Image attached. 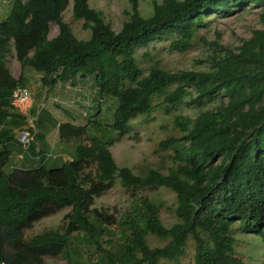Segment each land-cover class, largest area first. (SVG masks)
I'll use <instances>...</instances> for the list:
<instances>
[{
  "label": "trees",
  "instance_id": "16d2710c",
  "mask_svg": "<svg viewBox=\"0 0 264 264\" xmlns=\"http://www.w3.org/2000/svg\"><path fill=\"white\" fill-rule=\"evenodd\" d=\"M132 1L129 19L115 31L90 0H73L74 20L91 33L85 40L64 21L70 0H14L0 22V264H47L48 257L78 264L93 254L92 247L97 264H179L190 240L194 264H246L236 252L237 224L264 245V0L155 1L148 17ZM255 8L262 28L237 47L221 44L218 36L207 69L170 72L156 63L146 73L138 63L137 52L152 42L172 38L170 48L184 53L212 14ZM52 23L59 31L49 38ZM13 53L22 69L42 75L48 87L93 78L101 97L117 101L108 128L60 125L61 138L80 140L75 158L60 167L47 168L45 159L36 168L6 172L11 152L1 145L14 141L15 127L26 125L11 105L14 90L25 87L7 66ZM156 98L170 108L192 103L201 111L176 116L180 135L158 144L159 152L171 151L174 166L167 173L149 168L139 175L119 167L111 147L132 131L133 120L154 113ZM111 130L117 139L102 138ZM117 181L126 190H171L177 221L167 227L148 198L133 201L120 220L96 208ZM64 209L70 211L60 227L24 236ZM115 226L118 241L106 248ZM150 236L168 243L152 248Z\"/></svg>",
  "mask_w": 264,
  "mask_h": 264
},
{
  "label": "rangeland",
  "instance_id": "374dc122",
  "mask_svg": "<svg viewBox=\"0 0 264 264\" xmlns=\"http://www.w3.org/2000/svg\"><path fill=\"white\" fill-rule=\"evenodd\" d=\"M155 1L162 2V0H138L139 10L143 16L148 17L153 13V3ZM90 6L101 11L105 21L111 25L112 29L119 31L123 23L129 19V14L133 7V1L90 0ZM72 7L73 0H70L68 8L64 12V21L71 25L73 32L78 39H88L91 33L89 30L83 28V21L74 20ZM13 8L14 0H0V22L5 21L9 17ZM260 28H262V25L259 18V9L257 8L244 11L237 10L231 15L225 17H219L212 14L210 18L206 19V24L200 29L199 36L194 40L192 47L186 52L180 53L176 50H172L170 48L172 38L157 40L152 42L149 47L141 48L137 52L138 63L146 73L148 72V69L156 63H159L164 70L170 72L181 70H204L208 68L207 58L215 50L212 44L217 40L218 36L220 37L221 44L237 47L241 44L242 39L250 38L252 32ZM58 31V26L55 23H52L49 37L54 38L58 34ZM11 68L15 74L19 73V68L16 65H11ZM114 102L115 103L112 104L113 108L117 106V101L114 100ZM162 102L163 98H156L155 105L157 108L154 113L149 117L140 116L133 120L132 131L127 136L118 140L111 147L113 157L119 167H129L135 174L141 175L149 168L158 169L167 173L168 170L174 166L170 158L171 151L159 152L157 149L158 144L162 140L180 135L179 131L176 130L174 126V119L176 116L182 115L195 117L201 110L192 103L183 104L178 108H170ZM212 106L213 105H208L207 107L210 108ZM52 108L53 107L47 108V110L43 111L41 115V112L38 114L31 112V115L35 117V126L39 125V132H46L50 127L56 125H54ZM39 118L40 121H38ZM107 120L109 121L110 119L107 118ZM95 123L99 125L106 124L105 120H96L94 124ZM105 128H108V126L105 125ZM106 135L108 136L105 137L102 135V138L107 140L118 138V133L113 130L106 131ZM56 152L57 150L55 153ZM67 159V156H62L58 159L49 158L46 160L47 162L49 161V163L46 164V167H60ZM10 171L11 169L8 167L6 172L9 173ZM143 198L150 199L160 208V218L167 227L172 226L177 221L174 211L176 206V195L166 188L145 191L126 190L121 186L120 182L117 181L113 189L97 199L95 207L109 214H113L120 220L133 201ZM69 211L70 209H64L53 216L44 218L42 221L35 224L32 229L27 230L24 233V236L26 238H31L32 236L46 230L60 227L64 215ZM238 228L239 225L237 224L234 227V236L237 239V254L246 264H264V245L260 238L252 233H243ZM112 229L115 235L105 238L106 242H104L103 245L106 248L110 247L108 242H111V244L114 245L118 241L116 239L119 237L117 226ZM148 240L152 248L163 247L168 243V241L160 240L154 236H150ZM91 251L93 254H90L91 252L88 253L89 255L86 253L78 264H97V259H99L98 253L94 251L93 247L91 248ZM92 257L93 261L90 260ZM194 261L195 243L193 240H190L187 245L186 256L180 260L179 264H194ZM46 263L68 264L67 261L61 257H48L46 258ZM161 264L177 263L162 261Z\"/></svg>",
  "mask_w": 264,
  "mask_h": 264
},
{
  "label": "crops",
  "instance_id": "0c3cea01",
  "mask_svg": "<svg viewBox=\"0 0 264 264\" xmlns=\"http://www.w3.org/2000/svg\"><path fill=\"white\" fill-rule=\"evenodd\" d=\"M11 65H16L19 68L18 74L14 73L11 68ZM7 66L11 71L13 77L15 79H22L25 83V87H28L30 89L33 98L32 112H35V114L41 112V115L43 111L47 110V108L53 107L52 113L54 115V125H56L50 127L46 132H39V125L36 126L37 138L36 143L34 145V149H30L29 152L24 153L25 158L22 159L20 158V155H22L23 153L20 149V146L16 144V137L18 131L23 128L24 125L15 127L13 130L14 141L9 142V144L2 143L1 145L2 148H6L11 152V160L6 169L8 167L11 169V171L14 169H32L40 166L41 164L49 163V161H46L49 158L58 159L62 156H67L68 159L66 161H72L76 156V146L80 143V141L76 139L65 140L61 138L59 133L60 125L72 124L77 127H84L88 125V129L93 130L95 128L94 122L96 120H105V125H108L112 122L111 118L113 117V113L116 108H113L112 104L115 103V99L103 97V106L99 107L94 111L89 112V118H85L80 111V107H82L83 105L78 103L72 105V102L76 99L77 94L74 90L67 88V80L56 84L52 88L48 87L42 83V75L37 74L29 68L22 69L20 63L16 60L14 54H12L8 58ZM88 80L92 82L93 86H96V83L93 78H88L85 80L83 78L77 77L73 80V83L74 85H76L85 83ZM54 100H58L60 102H67L70 105L60 106L58 104H55ZM107 118H109L110 120L108 121ZM38 121H40V118ZM9 129H12V127H10ZM56 150L58 153H55ZM43 160H45L44 163Z\"/></svg>",
  "mask_w": 264,
  "mask_h": 264
},
{
  "label": "built area",
  "instance_id": "2783aa9c",
  "mask_svg": "<svg viewBox=\"0 0 264 264\" xmlns=\"http://www.w3.org/2000/svg\"><path fill=\"white\" fill-rule=\"evenodd\" d=\"M55 77V76H54ZM67 88L74 90L77 94L73 104H82L80 111L84 117L89 116V112L95 110L102 105L103 100L97 97L98 86H93L90 80L85 83L74 85L72 81L67 83ZM97 98H96V97ZM55 102H58L55 100ZM60 105H70L67 102H58ZM11 105L13 108L26 118V125L18 131L16 141L22 149L20 158H24V153H27L36 141L37 128L35 126V117L31 115L33 109V98L29 88L19 86L12 95ZM5 264V263H2Z\"/></svg>",
  "mask_w": 264,
  "mask_h": 264
},
{
  "label": "clouds",
  "instance_id": "9594fccd",
  "mask_svg": "<svg viewBox=\"0 0 264 264\" xmlns=\"http://www.w3.org/2000/svg\"><path fill=\"white\" fill-rule=\"evenodd\" d=\"M49 38H50V37H49ZM69 81H72V80H68V82H69ZM68 82H67V83H68ZM72 82H73V81H72ZM67 83H66V84H67ZM73 84H74V83H73ZM96 86H97V85H96ZM27 88H28V87H27ZM97 97H98V98H101V99L103 100V103H102V105H100V106H99V107H102V106H103V104H104V98H103V97H101V96L99 95V90H98V93H97ZM56 101H58V100H56ZM58 102H60V101H58ZM58 102H55V100H54V103H55V104H58V105H60V103H58ZM60 106H62V105H60ZM99 107H98V108H99ZM98 108H96V109H98ZM96 109H95V110H96ZM93 111H94V110H93ZM85 118H89V116H88V117H85Z\"/></svg>",
  "mask_w": 264,
  "mask_h": 264
},
{
  "label": "bare ground",
  "instance_id": "6f19581e",
  "mask_svg": "<svg viewBox=\"0 0 264 264\" xmlns=\"http://www.w3.org/2000/svg\"><path fill=\"white\" fill-rule=\"evenodd\" d=\"M17 144V143H16Z\"/></svg>",
  "mask_w": 264,
  "mask_h": 264
}]
</instances>
